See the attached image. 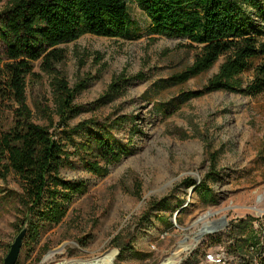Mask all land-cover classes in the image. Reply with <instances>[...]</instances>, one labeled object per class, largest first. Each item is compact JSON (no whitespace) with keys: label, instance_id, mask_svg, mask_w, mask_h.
<instances>
[{"label":"rangeland","instance_id":"374dc122","mask_svg":"<svg viewBox=\"0 0 264 264\" xmlns=\"http://www.w3.org/2000/svg\"><path fill=\"white\" fill-rule=\"evenodd\" d=\"M7 2L0 0V12ZM253 17L264 33V22L256 13ZM129 19L126 38L85 34L59 45L65 59L55 68L74 89L78 115L66 121L58 115L55 74L43 71L40 62L33 63L35 75L26 78L33 121L51 123L54 138L64 145L68 158L60 177L82 184L83 191L70 198L59 224L43 225L38 234L28 224L16 264H78L107 254L114 264H216L207 256L222 250L227 262L218 264H239L228 253V226L264 216V92L213 91L188 98L204 91L223 58L211 70L179 82L173 77L192 64L196 53L189 41L152 34L149 20L133 3ZM3 53L0 41V66L6 62ZM260 61L250 60L244 84ZM114 80L121 92L101 99ZM8 103L0 104V129L10 125ZM79 125L83 128L76 129ZM90 131L122 152L103 177L85 170L78 150ZM211 153L217 172L209 181L214 205L202 203L193 189L209 171ZM21 191L12 173L3 178L0 172V264L28 223L18 200Z\"/></svg>","mask_w":264,"mask_h":264},{"label":"trees","instance_id":"16d2710c","mask_svg":"<svg viewBox=\"0 0 264 264\" xmlns=\"http://www.w3.org/2000/svg\"><path fill=\"white\" fill-rule=\"evenodd\" d=\"M131 3L145 14L152 34L186 38L189 47L196 50L192 64L173 79L185 82L211 70L223 58L204 91L191 92L188 98L213 91L248 96L264 92V33L253 17L256 13L264 22L262 0H8L0 12V41L6 60L0 66V104L4 107L8 100L12 117L9 127L0 129V172L3 178L12 173L19 181L22 191L18 200L34 234L43 225L59 224L67 214L70 198L81 193L83 185L60 177L68 158L64 145L54 138L51 123L44 126L33 121L26 102V78L35 75L33 63L40 62L43 71L55 74L52 87L58 115L66 116L65 121L78 115L81 109L72 104L74 89L55 68L65 59L59 45L85 34L126 38ZM256 57L261 61L254 67L253 79L244 84L242 74ZM120 92L114 80L101 99L111 100ZM88 137L78 146L84 154L83 166L93 175L106 176L108 166L119 162L122 152L103 135L90 131ZM210 159L209 171L194 190L202 203L214 205L217 199L209 181L217 175L215 153ZM251 222V217L231 222L227 233L231 239L228 252L239 251L247 264H251V252L244 246L251 239ZM259 233V246L253 247V254L264 251V221L259 223Z\"/></svg>","mask_w":264,"mask_h":264},{"label":"built area","instance_id":"2783aa9c","mask_svg":"<svg viewBox=\"0 0 264 264\" xmlns=\"http://www.w3.org/2000/svg\"><path fill=\"white\" fill-rule=\"evenodd\" d=\"M260 221H264V216H257L252 218V227H251V239L246 243L244 248L251 250V264H260L261 260H264V251L262 254H253V247L259 246V223ZM254 229V233H253ZM229 253V252H228ZM236 253V254H235ZM232 253V261H237L239 264H243V259H241L239 255V251ZM226 252L222 250L217 254H208L207 259L214 261V263L218 264V262H227L226 261Z\"/></svg>","mask_w":264,"mask_h":264},{"label":"water","instance_id":"95a60500","mask_svg":"<svg viewBox=\"0 0 264 264\" xmlns=\"http://www.w3.org/2000/svg\"><path fill=\"white\" fill-rule=\"evenodd\" d=\"M195 186L193 187V189ZM28 223H25L22 229L17 233L13 242L10 244L9 250L3 259L2 264H16L21 248L23 246V240L25 235L27 234Z\"/></svg>","mask_w":264,"mask_h":264},{"label":"bare ground","instance_id":"6f19581e","mask_svg":"<svg viewBox=\"0 0 264 264\" xmlns=\"http://www.w3.org/2000/svg\"><path fill=\"white\" fill-rule=\"evenodd\" d=\"M78 264H114L113 262V257H111L109 254L103 256L102 258L99 259H93L87 262H83V263H78ZM164 264H178L177 261H169L167 263Z\"/></svg>","mask_w":264,"mask_h":264}]
</instances>
